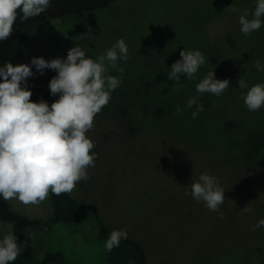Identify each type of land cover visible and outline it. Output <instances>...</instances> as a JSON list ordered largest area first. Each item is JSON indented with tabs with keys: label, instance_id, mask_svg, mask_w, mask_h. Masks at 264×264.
Masks as SVG:
<instances>
[{
	"label": "rangeland",
	"instance_id": "374dc122",
	"mask_svg": "<svg viewBox=\"0 0 264 264\" xmlns=\"http://www.w3.org/2000/svg\"><path fill=\"white\" fill-rule=\"evenodd\" d=\"M256 2L116 0L82 20L51 21L30 34L21 64L66 59L77 44L96 59L120 38L129 54L118 62L123 74L109 67L122 83L86 133L98 156L87 170L90 179L71 192L83 219L55 221L50 194L39 205L8 200L14 211L43 223L32 237L39 256L61 251L70 264H104L105 244L97 240L103 222L110 231L127 229L151 264H264V227L252 228L264 219V163L255 151L264 144V107L249 111L241 99L247 89L237 83L244 76L249 87L264 84V72L254 67L257 60L264 65V26L246 36L239 24ZM89 31L91 39L80 41ZM184 49L201 51L206 63L192 80L182 74L173 91L168 72ZM32 70L28 80L54 77V70ZM209 71L230 81L219 97L196 92ZM193 96L204 106L196 119V107L186 106ZM203 172L225 190L219 212L184 194ZM246 205L252 211L240 215ZM8 231L13 224L0 221V239Z\"/></svg>",
	"mask_w": 264,
	"mask_h": 264
},
{
	"label": "clouds",
	"instance_id": "9594fccd",
	"mask_svg": "<svg viewBox=\"0 0 264 264\" xmlns=\"http://www.w3.org/2000/svg\"><path fill=\"white\" fill-rule=\"evenodd\" d=\"M49 7L50 0H0V41L9 39L18 16L24 22ZM262 17L264 0H257L254 11L245 10L239 17L241 33L247 36L258 31L264 26ZM85 36L91 39L92 34L90 31L81 34L79 40ZM180 57L168 72V80L175 81L173 91L180 90L182 74L192 80L206 63L199 50L184 49ZM128 58V46L120 38L96 59L87 56L77 44L68 51L66 59L33 57L30 64L7 62L0 67L3 78L0 82V196L4 200L15 199L25 206L39 205L49 199L50 193L56 196L71 193L78 182L90 179L87 170L95 167L98 154L92 152L94 142L86 133L93 129L95 117L122 83V79L109 74V67L123 74L125 70L118 67V62H126ZM33 66L40 74L45 70L57 73L48 85L50 94L59 96L51 105L44 99L31 100L33 93L29 90L28 78L35 75ZM254 67L257 72H264L259 60L254 62ZM237 83L240 89H247L241 99L249 111L264 107V84L249 87L244 76ZM229 86L228 79L219 80L215 71H209L195 88L200 95L211 93L219 97ZM198 98L193 96L186 101L188 108L196 107L192 119L204 111L203 104H197ZM181 111L177 107V114ZM185 187L186 196L191 195L208 210L219 212L225 190L215 176L203 172ZM248 205L241 209L240 215L252 211ZM220 218H224L222 213ZM261 227H264V219L252 226L253 230ZM127 237V229H113L105 248L111 252ZM21 251L18 237L8 231L0 239V264L14 262Z\"/></svg>",
	"mask_w": 264,
	"mask_h": 264
},
{
	"label": "trees",
	"instance_id": "16d2710c",
	"mask_svg": "<svg viewBox=\"0 0 264 264\" xmlns=\"http://www.w3.org/2000/svg\"><path fill=\"white\" fill-rule=\"evenodd\" d=\"M116 0H50V7L41 15L21 22L17 17L13 25V33L7 41H0V67L7 62L21 64L23 56L31 47L30 34L40 26L58 20H82L87 15L100 10H107ZM54 76L57 75L53 71ZM0 77V82H2ZM51 78L39 77L28 80L29 90L33 95L31 100L39 102L44 99L51 105L55 96L50 94L48 87ZM259 161L264 163V144L255 149ZM54 220L64 223H78L83 219V210L80 202L72 195L65 193L59 196L51 194ZM0 221L13 224V232L18 237V243L22 248L17 259L10 264H70L65 254L61 251H45L43 256L38 255L32 237L42 227L39 220L30 219L13 210L10 202L0 196ZM101 223V231L98 242L105 244L111 231L109 227ZM104 264H151L144 247L135 239L128 236L122 239L119 247L107 251L104 256Z\"/></svg>",
	"mask_w": 264,
	"mask_h": 264
}]
</instances>
